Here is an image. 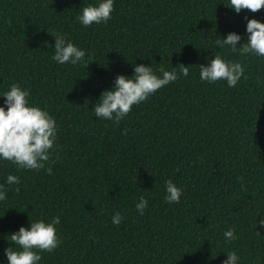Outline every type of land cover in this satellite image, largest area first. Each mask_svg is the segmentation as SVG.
Listing matches in <instances>:
<instances>
[{
    "label": "trees",
    "instance_id": "1",
    "mask_svg": "<svg viewBox=\"0 0 264 264\" xmlns=\"http://www.w3.org/2000/svg\"><path fill=\"white\" fill-rule=\"evenodd\" d=\"M227 2L114 0L111 19L85 27L76 17L95 0H0V92L19 84L57 125L43 168L0 161V261L11 232L59 217L60 243L39 264H221L229 250L239 264H264V57L216 45L235 31L239 47L246 18L264 21V6L237 13ZM56 33L85 49V60L53 61ZM214 54L244 66L236 86L199 79ZM134 63L184 64L189 75L119 123L97 118L101 92ZM10 173L18 183H5ZM169 180L182 188L178 203L164 199ZM233 226L237 238L226 241Z\"/></svg>",
    "mask_w": 264,
    "mask_h": 264
},
{
    "label": "clouds",
    "instance_id": "2",
    "mask_svg": "<svg viewBox=\"0 0 264 264\" xmlns=\"http://www.w3.org/2000/svg\"><path fill=\"white\" fill-rule=\"evenodd\" d=\"M226 6L239 13L242 9L256 12L264 6V0H228ZM114 9V0H95L84 6L77 20L83 26L106 23L111 19ZM246 41L240 43L241 34L229 31L225 36L217 37L216 45L223 49L227 47L241 56L253 54L264 57V21L255 17L246 18ZM54 36V54L51 59L57 64L77 65L85 60V49L69 40L66 34L56 33ZM89 63V62H88ZM87 63V64H88ZM177 67L165 69L163 67L154 71L151 64H133V74L125 76L117 74L110 88L101 92L92 110L97 118L114 120L119 123L131 110L133 105L145 101L170 82L176 81L180 76H188L187 65L179 64ZM159 72V75L157 74ZM244 74V66L237 60L225 59L221 55L214 56L206 64L199 65V79L208 83L219 80L226 82L228 87H234ZM4 97L0 104V161L13 163L18 169H40L44 162L49 160L54 149L57 125L55 119L46 109L31 104L28 100L30 93L19 84H12L8 90L0 92ZM49 173L52 169H46ZM19 182V177L8 174L5 183L8 185ZM182 188L173 181L165 182L164 199L168 203H178ZM7 199V188L0 184V201ZM148 207L147 199L141 195L135 208L139 215H143ZM123 219L120 212H115L111 221L118 225ZM59 217H52L50 221L36 219L30 221L29 226L21 225L18 230L11 232L12 246L4 249L6 264H39L41 252H51L60 243L56 225ZM264 224V220L259 221ZM226 241L235 240V228L230 227L224 231ZM226 259L221 264H239L240 257L235 250L225 251ZM0 264H4L0 261Z\"/></svg>",
    "mask_w": 264,
    "mask_h": 264
}]
</instances>
